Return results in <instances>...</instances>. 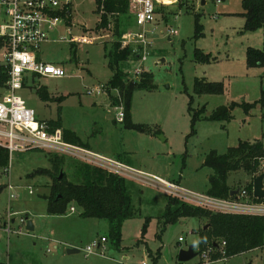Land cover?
<instances>
[{
  "label": "rangeland",
  "instance_id": "1",
  "mask_svg": "<svg viewBox=\"0 0 264 264\" xmlns=\"http://www.w3.org/2000/svg\"><path fill=\"white\" fill-rule=\"evenodd\" d=\"M165 1L167 5L159 7L156 22L147 27L152 33L147 61L130 57L120 64L130 84L140 82L143 73L151 76L152 86L145 82V88L135 89L132 95V124L145 131L126 128V121H117V109L126 110V105L119 91L107 89L112 77L107 54L115 41L123 40L122 36L114 35L115 19L122 35L135 28L130 4L125 15H108L109 25L105 30L98 29L101 15L97 13L96 0H76L73 25L68 28H72L73 42L77 45L52 41L43 46L40 54L43 61L62 65L66 77L36 79L19 94L39 119L57 121L60 117L64 131L76 135L80 143L93 151L115 158L120 156L136 169L166 180L181 181L184 188L203 193L212 174L203 163L212 151L224 154L245 141L261 140L264 145V108L260 105L249 114L236 108L231 122L205 120L221 106L250 104L261 98L264 71L248 67L246 51L249 46L264 49V30L243 33L242 0L220 3L184 0L191 5L189 12L180 6L179 0ZM196 14L201 15L203 26L200 38H195ZM65 31L61 28L59 33L65 35ZM196 49L211 55V62L197 63ZM5 65L0 55V66ZM136 69L143 70L141 75L134 74ZM195 79L221 83L225 93L197 95ZM37 87L48 92V100L38 96ZM3 94L0 88V98ZM113 98H118L120 103H114ZM202 109L204 114L194 121L195 113ZM52 158L44 152L15 153L8 172L0 168V187L4 189L0 193V262L154 264L157 259V264H182L178 261L179 252L194 245L198 257L183 264H264V249L226 262H207L203 256L212 257L215 253L206 242L199 243V232L208 226L207 220L184 218L164 227L167 196L133 183L128 185L135 216L124 222L122 243L116 248L109 238L107 220L82 218L81 209L75 204L65 214L48 213L47 197L53 180L47 171L53 170ZM64 160L67 178L79 182L73 176L76 161L68 157ZM252 180V175L238 171L230 174L228 182L237 191L245 189ZM9 184L13 186L12 191L8 190ZM10 194L15 198H10ZM27 217L34 222L33 232L26 231V225L21 223ZM9 225L12 233L8 236L4 228ZM102 238L107 239L104 254L86 257L84 250ZM68 244L80 252L68 255L67 250L71 248Z\"/></svg>",
  "mask_w": 264,
  "mask_h": 264
},
{
  "label": "trees",
  "instance_id": "2",
  "mask_svg": "<svg viewBox=\"0 0 264 264\" xmlns=\"http://www.w3.org/2000/svg\"><path fill=\"white\" fill-rule=\"evenodd\" d=\"M179 1H181V7H186L187 12L192 11L191 5L187 3L188 1ZM96 3L98 6L97 13L101 15L98 29L106 30L109 25L108 15L111 14V17L125 15L129 11L130 0H96ZM242 10L241 15L245 20L243 33H253L264 28V0H242ZM200 19L201 15L196 14L195 38L203 36V26L200 24ZM113 32L115 36H123L120 33L116 19ZM131 48H122L120 41H115L112 44L107 54L108 66L112 71V77L107 83V89L108 91H119L121 99L123 98L125 102V127L143 132L145 131L143 127L133 125L131 121L132 95L135 89L145 88V82L151 87V76L143 73L140 82L130 84L127 75L120 69V64L128 61L130 57L137 60V55L133 54V49ZM194 55L197 63L205 64L211 62V55L205 54L199 49H196ZM246 59L249 68L264 67V50L249 47L246 51ZM6 80L4 69L0 66L1 89L4 88ZM194 92L197 95L220 96L225 93V86L221 83H210L205 79H195ZM37 93L42 100L49 99V94L44 89H38ZM113 100L114 103H120L118 98H113ZM258 105L264 108V91L261 93V98L255 103H244L241 105L233 103L230 106H221L210 117H206L205 120L231 122L233 111L236 108L240 107L245 113L249 114ZM204 110L202 109L195 113L194 121L204 114ZM48 123L53 128L63 129L60 117L57 121L51 120ZM64 138L71 144L91 149L89 146L80 143L76 135H68L67 131H64ZM32 152L41 151L33 150ZM51 156L53 157L51 159L53 170L47 171V174L52 178L53 185L50 195L47 197L49 201L48 213L51 215H62L67 212L72 204H75L81 209L80 215L82 218L107 220L110 223L109 238L113 242L114 247L120 248L123 224L135 216L133 198L128 185L132 184V182L79 162L74 163L73 166L75 169L73 176L79 182L70 181L65 173L63 178L59 180L61 170L65 166V158L56 155ZM117 158L125 162L120 156ZM9 163L8 151L0 146V168H8ZM263 165L264 145L261 140L240 142L237 147L229 148L224 154L212 151L207 155L203 163L204 168L212 171L205 193L219 199H233L235 196H232L231 193L236 189L229 185L230 174L245 171L252 175L254 180L255 177L264 173ZM253 180L245 189L254 203H263V200L259 201L253 197ZM132 185L136 184L133 183ZM167 201V208L163 216L165 220L164 227L169 224H175L184 218L207 220L206 225L209 227L199 232V243L203 245L206 242L212 248L211 251H215L211 257L214 261L223 257L229 260L256 249H264V216L213 213L170 197H167ZM224 243L225 246H223ZM222 251L225 253L224 256ZM0 264L5 263L0 262ZM154 264H157V259L154 260Z\"/></svg>",
  "mask_w": 264,
  "mask_h": 264
},
{
  "label": "built area",
  "instance_id": "3",
  "mask_svg": "<svg viewBox=\"0 0 264 264\" xmlns=\"http://www.w3.org/2000/svg\"><path fill=\"white\" fill-rule=\"evenodd\" d=\"M216 1L220 3L222 0ZM75 2L76 0H0V55L6 61V65L2 67L7 78L4 94L0 98V146L8 151L10 162L15 153L39 150L71 158L213 213L264 216V203H254L246 189L240 190L233 199H219L188 190L179 181L163 179L136 169L117 157L69 143L64 138L63 129L53 128L48 121L39 119L28 108L19 93L26 90L31 81L66 77V70L62 65L47 63L41 59L40 54L43 46L52 41L77 45L73 42L72 28H68L73 25ZM166 5L165 0H130L135 28L122 36L121 44L123 48H134L137 59L142 62L147 61V48L151 44L149 35L152 33L147 27L156 22L159 7ZM61 28L66 30L65 35L59 33ZM171 33L177 34L176 31ZM142 72V69H136L134 74L139 76ZM117 110V121L124 123V108L119 107ZM8 170L9 167L5 172ZM7 187L9 191L13 190L11 184ZM10 198L15 196L10 194ZM71 211L74 212L75 209L71 208ZM21 223L26 225L27 219L22 218ZM4 229L8 236L12 233L10 225ZM106 242L105 238L100 242H93L84 250L85 256L102 255L107 250ZM224 254L222 251L223 256ZM203 257L208 259L207 262H216L209 256ZM218 261L227 260L223 257Z\"/></svg>",
  "mask_w": 264,
  "mask_h": 264
},
{
  "label": "water",
  "instance_id": "4",
  "mask_svg": "<svg viewBox=\"0 0 264 264\" xmlns=\"http://www.w3.org/2000/svg\"><path fill=\"white\" fill-rule=\"evenodd\" d=\"M64 175V171L63 169L61 170L60 176H59V180H61L63 178ZM3 187H0V193L3 192ZM240 193V190L237 191H233L231 193L232 196H237ZM253 197L259 201H264V173L255 177L253 180ZM27 219V223H26V231L28 232H33L35 230V226L32 220H28ZM209 226L205 227V230L208 228ZM80 251L78 249H69L67 250L68 255H72V254H76L79 253ZM198 253L195 251V246L191 245L188 249L185 250H181L179 252L178 255V261L179 263H188L191 262L192 260H194L195 258L198 257Z\"/></svg>",
  "mask_w": 264,
  "mask_h": 264
},
{
  "label": "crops",
  "instance_id": "5",
  "mask_svg": "<svg viewBox=\"0 0 264 264\" xmlns=\"http://www.w3.org/2000/svg\"><path fill=\"white\" fill-rule=\"evenodd\" d=\"M245 21V20H244ZM244 24H245V22H244ZM264 30V28L263 29H261V30H259V31H257V32H262ZM250 47V46H249ZM248 47V48H249ZM252 48H254V47H252ZM255 49H257V48H255ZM259 50H264V49H259ZM256 69H260V70H262V71H264V67H257ZM262 86H263V89H262V91H264V84H262ZM262 91H261V93H262ZM151 174V173H150ZM154 175V174H153ZM157 176V175H156ZM253 178V177H252ZM208 179H209V177H208ZM171 181V180H170ZM181 182V181H180ZM230 185V184H229ZM203 193H205V192H203ZM12 222H14V220H12ZM34 223V222H33ZM35 226V225H34ZM62 245V244H61ZM68 245H70L71 246V248L70 249H73V245H71V244H68Z\"/></svg>",
  "mask_w": 264,
  "mask_h": 264
}]
</instances>
